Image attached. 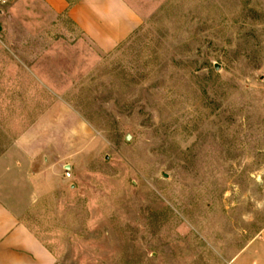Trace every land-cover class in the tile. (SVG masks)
Here are the masks:
<instances>
[{
    "label": "rangeland",
    "instance_id": "rangeland-1",
    "mask_svg": "<svg viewBox=\"0 0 264 264\" xmlns=\"http://www.w3.org/2000/svg\"><path fill=\"white\" fill-rule=\"evenodd\" d=\"M128 2L102 53L0 0V200L56 264H232L264 230V0Z\"/></svg>",
    "mask_w": 264,
    "mask_h": 264
},
{
    "label": "crops",
    "instance_id": "crops-1",
    "mask_svg": "<svg viewBox=\"0 0 264 264\" xmlns=\"http://www.w3.org/2000/svg\"><path fill=\"white\" fill-rule=\"evenodd\" d=\"M35 1L55 16L66 15L95 50L102 53L114 50L142 26V17L128 0ZM64 110L65 115L78 121L73 110ZM36 127L33 126L17 142L22 149L26 136L32 135ZM24 150L29 156L37 157L28 146ZM66 167L70 168L69 165ZM37 188V193H43L41 186ZM0 264H56L52 251L1 200ZM232 264H264V230L236 255Z\"/></svg>",
    "mask_w": 264,
    "mask_h": 264
}]
</instances>
